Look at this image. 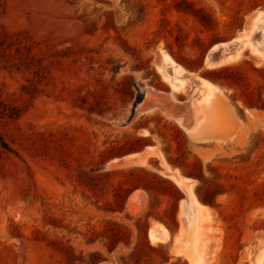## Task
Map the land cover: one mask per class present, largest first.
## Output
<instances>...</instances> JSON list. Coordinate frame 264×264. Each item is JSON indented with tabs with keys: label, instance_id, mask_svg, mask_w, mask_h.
<instances>
[{
	"label": "rangeland",
	"instance_id": "374dc122",
	"mask_svg": "<svg viewBox=\"0 0 264 264\" xmlns=\"http://www.w3.org/2000/svg\"><path fill=\"white\" fill-rule=\"evenodd\" d=\"M257 13L264 0H0V107L21 111L0 114L12 150L0 145V264H191L172 235L149 240L155 223L174 239L183 229L185 194L164 164L190 175L210 212L207 262L258 264L264 62L246 49L205 67L210 48L247 37ZM161 50L199 80L187 74L174 90L155 64ZM200 78L217 88L201 133L147 110L149 93L172 91L188 113L204 111ZM142 137L140 152L157 155L114 166L136 153L118 148ZM120 183L139 187L115 199Z\"/></svg>",
	"mask_w": 264,
	"mask_h": 264
},
{
	"label": "bare ground",
	"instance_id": "6f19581e",
	"mask_svg": "<svg viewBox=\"0 0 264 264\" xmlns=\"http://www.w3.org/2000/svg\"><path fill=\"white\" fill-rule=\"evenodd\" d=\"M254 28L250 34L246 37H239L228 43L216 44L212 50L208 53L205 60V67L208 69H218L223 68L228 65H231L237 62L246 49H251L254 51L256 57L264 62V14L257 13L253 19ZM155 64L157 66L158 72L162 75L164 80L170 84L174 90H180L190 79L186 77L188 73L185 69L177 64L169 55H167L162 50L156 56ZM195 79H198L197 74L191 73ZM199 80V79H198ZM201 83L204 87L208 89L207 105L202 110L194 109L195 122L200 123L203 127H199V132L195 131L196 128L193 126L188 129L190 119L188 116H194L193 113H188L190 109L187 107H180L177 102L173 99V94L164 95L162 99L168 104V106L173 111L183 112L186 114L184 117L186 119L173 118L165 114L163 111L157 108L158 112L165 114L166 118L171 121L177 122L183 129L186 130L189 134H198L201 133L207 124L210 123L211 114L213 112L212 100L216 94L217 88L214 85H211L209 82L200 78ZM193 81H191V84ZM210 92V93H209ZM152 94V92H151ZM151 94L149 93L148 99H150ZM211 94V95H210ZM163 95V94H160ZM211 107V108H210ZM209 110L208 114L206 111ZM151 112L155 109H147ZM160 110V111H159ZM197 127V125H196ZM141 134V133H140ZM143 135H148L146 131L142 132ZM156 147H148L146 150L130 154L122 159H117L114 166H122L123 164L131 163V159L136 157L139 159V165H145L147 158L150 155H157ZM164 171H161L165 177L171 179L175 182L181 190L187 194V200L182 201L181 204V213L180 218L182 219L183 229L181 235L179 234L174 239L175 251L182 256H185L190 260L191 264H209L207 262V257L205 256V250L207 243L209 242L208 234L210 229H208L207 223L211 219L210 212L208 208L200 203L196 198L190 179L182 176L178 170H174L169 165L164 164ZM186 220V223H185ZM211 226V225H210ZM170 234L169 231L159 223H155L150 229L149 240L152 245H158L160 243H165L169 240ZM258 264H264V247L259 250L257 255Z\"/></svg>",
	"mask_w": 264,
	"mask_h": 264
},
{
	"label": "trees",
	"instance_id": "16d2710c",
	"mask_svg": "<svg viewBox=\"0 0 264 264\" xmlns=\"http://www.w3.org/2000/svg\"><path fill=\"white\" fill-rule=\"evenodd\" d=\"M20 113L21 111L20 110H17L16 108H12L10 111H8V109L6 108H1L0 107V114H3V115H8L9 118H17L20 116ZM180 131L178 130V133ZM153 133L151 132L150 135H152ZM146 138H149V137H142V138H137L134 143H133V147H127V145L125 146H122L120 148H118L119 150L121 149H125L127 150V152H140L142 150V148L144 147L143 143L145 141ZM0 145L2 148H4L5 150L7 151H12L10 146L4 141V139L2 138L1 134H0ZM185 174V173H184ZM149 176L152 177V179L154 180L153 183H158L160 185H163V188L165 190H169V192H172L173 191V194L175 195V197L177 198L176 200L178 201L179 200V191L177 189L173 190L168 184H166L164 182V180H162L161 177H159L157 174H149ZM187 177H189L190 175H186ZM139 186L137 187H125L123 183H120V185L118 186V188H116L114 191H115V199H120L123 197V194L127 193L129 194L130 192H132L134 189L138 188ZM129 195H126L125 196V199L128 198ZM201 198V197H200ZM124 199V200H125Z\"/></svg>",
	"mask_w": 264,
	"mask_h": 264
},
{
	"label": "water",
	"instance_id": "95a60500",
	"mask_svg": "<svg viewBox=\"0 0 264 264\" xmlns=\"http://www.w3.org/2000/svg\"><path fill=\"white\" fill-rule=\"evenodd\" d=\"M217 44H219V43H217ZM216 44H214L211 48H210V50L208 51V53L212 50V48L215 46ZM208 53H207V55H208ZM207 55H206V57H207ZM205 60H206V58H205ZM171 93H172V91H170V92H168V93H165V92H160V91H155V92H152V94H151V97H150V101H149V103H148V109H155V108H158V109H160L161 111H163L165 114H167V115H169V116H172L173 118H178V119H183L184 120V118L186 119V117H184L186 114H184L183 112H178V111H173L169 106H168V104L162 99V96H164V95H171ZM160 94H163V95H160ZM174 99V98H173ZM177 102V104L180 106V107H186L185 106V104H184V102H181V101H176ZM188 118L190 119V121H189V124L190 125H188V129L189 128H192L193 126L195 127V125H196V122H195V120L193 119V117L190 115V116H188ZM148 147H155V146H148ZM148 147H146V148H148ZM137 153H139V152H137ZM133 154V153H132ZM135 154V153H134ZM131 162L132 163H139V159L138 158H136V157H133L132 159H131ZM182 174V173H181ZM182 176H184L183 174H182ZM184 177H186V176H184ZM186 178H188V177H186ZM185 194V198L183 199L184 201H186L187 200V194L186 193H184ZM150 229H151V227H150ZM150 229H149V232H150ZM149 232H148V234H149ZM174 246V238H173V243H172V247Z\"/></svg>",
	"mask_w": 264,
	"mask_h": 264
},
{
	"label": "crops",
	"instance_id": "0c3cea01",
	"mask_svg": "<svg viewBox=\"0 0 264 264\" xmlns=\"http://www.w3.org/2000/svg\"><path fill=\"white\" fill-rule=\"evenodd\" d=\"M211 108V107H210ZM210 108L206 111V113L208 114V112H209V110H210ZM196 125H197V127H196ZM196 125H195V128H196V130L195 131H197L198 129H199V127L201 126L200 125V123H196ZM203 126V125H202ZM201 126V127H202ZM201 127H200V130H201ZM203 128V127H202ZM197 132H199V130L197 131ZM199 134V133H198ZM189 178V177H188ZM191 179V178H190ZM190 183L192 184V182L190 181ZM192 188H193V184H192ZM170 234V233H169ZM170 235H172V239L174 238V234H170ZM173 248V247H172Z\"/></svg>",
	"mask_w": 264,
	"mask_h": 264
}]
</instances>
